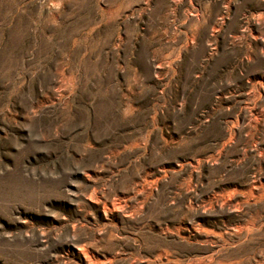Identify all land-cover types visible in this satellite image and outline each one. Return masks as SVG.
I'll return each instance as SVG.
<instances>
[{"label": "rangeland", "instance_id": "rangeland-1", "mask_svg": "<svg viewBox=\"0 0 264 264\" xmlns=\"http://www.w3.org/2000/svg\"><path fill=\"white\" fill-rule=\"evenodd\" d=\"M0 264H264V0H0Z\"/></svg>", "mask_w": 264, "mask_h": 264}]
</instances>
